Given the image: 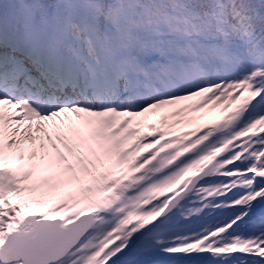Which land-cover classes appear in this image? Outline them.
<instances>
[{"label":"snow or ice","instance_id":"1","mask_svg":"<svg viewBox=\"0 0 264 264\" xmlns=\"http://www.w3.org/2000/svg\"><path fill=\"white\" fill-rule=\"evenodd\" d=\"M0 264H264V0H0Z\"/></svg>","mask_w":264,"mask_h":264},{"label":"rangeland","instance_id":"2","mask_svg":"<svg viewBox=\"0 0 264 264\" xmlns=\"http://www.w3.org/2000/svg\"><path fill=\"white\" fill-rule=\"evenodd\" d=\"M218 109H213L211 113H209V115H215L218 113Z\"/></svg>","mask_w":264,"mask_h":264}]
</instances>
